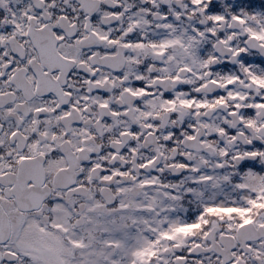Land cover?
Instances as JSON below:
<instances>
[{"label":"flooded vegetation","instance_id":"af4514ba","mask_svg":"<svg viewBox=\"0 0 264 264\" xmlns=\"http://www.w3.org/2000/svg\"><path fill=\"white\" fill-rule=\"evenodd\" d=\"M125 215L95 264H264V0H0V264Z\"/></svg>","mask_w":264,"mask_h":264},{"label":"rangeland","instance_id":"374dc122","mask_svg":"<svg viewBox=\"0 0 264 264\" xmlns=\"http://www.w3.org/2000/svg\"><path fill=\"white\" fill-rule=\"evenodd\" d=\"M122 204L125 205L127 204V202L123 200ZM149 204L150 203L147 202L145 203V206ZM143 216H145V213ZM149 217L152 218L151 215H149ZM131 219V215H125L122 220L108 219L106 221L107 223L110 222L113 224H117L118 226L114 230L113 234L110 233L111 230L105 229L106 237L103 240L100 236H92L93 233H90L88 243L85 245V264H95L96 262L91 260L93 256H100L99 258L101 259L105 256L106 259H110V262L113 261L114 258L111 256L109 257L105 251L97 250L100 247H110V250L112 251L119 250L121 252H124L125 240L131 237V235L133 234L134 226L132 224L134 220ZM143 220L144 219L142 217L135 221L138 224V228L136 230L137 238H140L142 231L144 230L141 227L142 224H144ZM97 224L102 226L103 220L98 219ZM114 234H117L116 239H114ZM33 242L35 244L34 247L37 249L32 253L34 264H83L81 259L78 258L81 256H77L76 254H74V252L71 250V247H68L67 245L65 246L61 238H59L58 234H51L50 236H45L44 238L36 235ZM119 258H116L115 264H129V261L127 259L121 261Z\"/></svg>","mask_w":264,"mask_h":264},{"label":"water","instance_id":"95a60500","mask_svg":"<svg viewBox=\"0 0 264 264\" xmlns=\"http://www.w3.org/2000/svg\"><path fill=\"white\" fill-rule=\"evenodd\" d=\"M27 211V209H25Z\"/></svg>","mask_w":264,"mask_h":264}]
</instances>
